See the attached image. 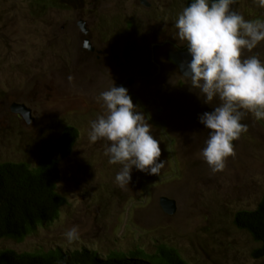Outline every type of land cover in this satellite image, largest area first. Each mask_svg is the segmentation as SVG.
<instances>
[{"label": "rangeland", "instance_id": "374dc122", "mask_svg": "<svg viewBox=\"0 0 264 264\" xmlns=\"http://www.w3.org/2000/svg\"><path fill=\"white\" fill-rule=\"evenodd\" d=\"M185 2L0 0V162L35 166L64 126L78 131L59 163L58 217L22 241L0 238V249L85 247L104 257L136 247L150 253L163 242L189 264H264L251 255L258 243L233 222L264 193V120L246 113L247 131L233 141L234 154L223 170H211L201 156L209 130L198 117L221 101L205 103L168 57L186 46L175 26ZM232 8L246 20H264L258 0H236ZM85 38L89 52L78 49ZM253 55L264 60V41L242 52ZM83 56L87 63L75 64ZM113 84L128 89L165 160L158 175L133 167L123 188L115 182L121 165L105 155L109 142L92 143L88 135L90 122L106 114L99 93ZM14 102L30 109L29 123L10 110ZM161 196L175 201L172 214L161 209ZM73 226L79 236L69 242L65 233Z\"/></svg>", "mask_w": 264, "mask_h": 264}, {"label": "clouds", "instance_id": "9594fccd", "mask_svg": "<svg viewBox=\"0 0 264 264\" xmlns=\"http://www.w3.org/2000/svg\"><path fill=\"white\" fill-rule=\"evenodd\" d=\"M236 0H191L178 15V36L186 41L191 59L184 72L204 102L219 98V106L204 112L198 119L208 129V139L201 156L213 172L223 170L226 159L234 154L233 141L247 125L246 113L264 120V60L258 56L242 58L264 41V20H246L232 8ZM264 7V0H258ZM98 99L106 108L90 122L89 140L109 142L105 155L110 164H120L115 176L120 187L129 186L133 167L147 175H158L165 160L160 159V142L154 138L150 124L128 89L111 86L101 91ZM65 236L69 242L78 239L76 226Z\"/></svg>", "mask_w": 264, "mask_h": 264}, {"label": "trees", "instance_id": "16d2710c", "mask_svg": "<svg viewBox=\"0 0 264 264\" xmlns=\"http://www.w3.org/2000/svg\"><path fill=\"white\" fill-rule=\"evenodd\" d=\"M191 0H186L185 7ZM78 136L77 128L66 125L51 148L35 166L26 162H0V238L22 241L44 223L54 221L64 198L56 190L60 178L59 163L67 157ZM235 226L246 231L258 245L251 251L254 258L264 257V193L252 210H238ZM0 264H189L178 250L158 243L153 252L134 248L127 252L112 250L102 257L85 247L65 250L16 251L0 249Z\"/></svg>", "mask_w": 264, "mask_h": 264}, {"label": "water", "instance_id": "95a60500", "mask_svg": "<svg viewBox=\"0 0 264 264\" xmlns=\"http://www.w3.org/2000/svg\"><path fill=\"white\" fill-rule=\"evenodd\" d=\"M144 2V1H142ZM147 5V4H146ZM78 24L80 25V28L82 32H85V28L83 26V23L81 21H78ZM84 46L87 48L92 49V46L88 43V39L85 38L84 40ZM168 56L170 60L178 67L179 72L185 76L188 77L184 74V72L187 71L186 68V63L191 59L190 54L188 53L187 50H171L168 53ZM10 110L16 114H18L26 123H29L31 120L30 117V109L25 106L23 103L19 102H14L10 105ZM160 180V179H158ZM151 182H148V184ZM147 185H145L146 187ZM159 205L161 209L167 213V214H172L175 210V201L171 198L161 196L158 199Z\"/></svg>", "mask_w": 264, "mask_h": 264}, {"label": "flooded vegetation", "instance_id": "af4514ba", "mask_svg": "<svg viewBox=\"0 0 264 264\" xmlns=\"http://www.w3.org/2000/svg\"><path fill=\"white\" fill-rule=\"evenodd\" d=\"M77 39H79V38H77ZM83 44H84L83 43V39H80L79 42H78V49L80 48L83 51H85V50L87 51V49L83 47ZM176 50H187V47L185 46V47H182V48H176ZM87 52H89V51H87ZM88 60H89L88 57H85V56H83V57H76L75 58V64L76 63L86 64Z\"/></svg>", "mask_w": 264, "mask_h": 264}]
</instances>
